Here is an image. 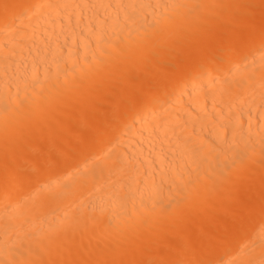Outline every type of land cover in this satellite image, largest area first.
Wrapping results in <instances>:
<instances>
[{
	"label": "bare ground",
	"instance_id": "6f19581e",
	"mask_svg": "<svg viewBox=\"0 0 264 264\" xmlns=\"http://www.w3.org/2000/svg\"><path fill=\"white\" fill-rule=\"evenodd\" d=\"M0 264H264V0H0Z\"/></svg>",
	"mask_w": 264,
	"mask_h": 264
}]
</instances>
